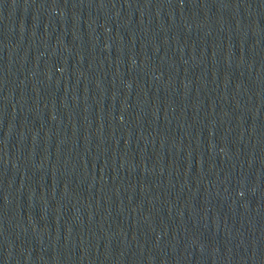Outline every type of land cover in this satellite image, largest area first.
Returning <instances> with one entry per match:
<instances>
[{
    "label": "water",
    "instance_id": "95a60500",
    "mask_svg": "<svg viewBox=\"0 0 264 264\" xmlns=\"http://www.w3.org/2000/svg\"><path fill=\"white\" fill-rule=\"evenodd\" d=\"M0 264H264V0H0Z\"/></svg>",
    "mask_w": 264,
    "mask_h": 264
}]
</instances>
